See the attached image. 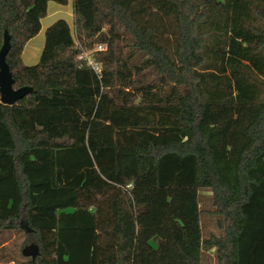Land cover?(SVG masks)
Instances as JSON below:
<instances>
[{"label": "trees", "instance_id": "1", "mask_svg": "<svg viewBox=\"0 0 264 264\" xmlns=\"http://www.w3.org/2000/svg\"><path fill=\"white\" fill-rule=\"evenodd\" d=\"M48 2L66 5L0 0L13 88L32 89L0 103V236L25 233V264H204L211 250L215 264H264V0H72V28L48 26L25 65ZM236 108L255 115L227 181L205 120ZM122 190L138 225L129 263ZM200 191L219 236L201 234Z\"/></svg>", "mask_w": 264, "mask_h": 264}, {"label": "rangeland", "instance_id": "2", "mask_svg": "<svg viewBox=\"0 0 264 264\" xmlns=\"http://www.w3.org/2000/svg\"><path fill=\"white\" fill-rule=\"evenodd\" d=\"M59 6L62 13H55L51 9V5ZM72 4L69 0L68 5H57L51 2L46 16L42 20V26L45 28L50 21L56 19H65L72 28L71 19ZM67 12L70 14L67 15ZM43 38V33L40 35ZM33 62L34 65L37 63ZM255 110L236 108L228 112L212 111L207 114L205 126L211 135V142L216 149L217 160L220 162V171L223 178L227 181H234L235 164L237 160L236 144L244 146L243 131L253 121ZM236 145V146H235ZM152 151L139 152L138 158L146 163L152 172L153 164ZM126 192L124 190L118 193V225H119V245L118 256L120 263H129V257L132 252L133 242L138 225L132 217L130 203L122 202L125 200ZM199 205L201 213L199 215V226L203 237L209 235L219 236L216 222L218 217L211 215L208 211L212 209L211 198L208 192H199ZM32 242L28 241L25 233L13 231L11 233L2 234L0 236V264H25L27 258L22 254L23 248L29 246ZM152 246H155L152 243ZM202 262L204 264H215L213 251L203 254Z\"/></svg>", "mask_w": 264, "mask_h": 264}, {"label": "water", "instance_id": "3", "mask_svg": "<svg viewBox=\"0 0 264 264\" xmlns=\"http://www.w3.org/2000/svg\"><path fill=\"white\" fill-rule=\"evenodd\" d=\"M9 35L4 32L0 47V103L7 106L14 105L17 101L32 92L30 87L13 88V80L5 62V56L9 51ZM22 254L34 260L37 250L34 246H25Z\"/></svg>", "mask_w": 264, "mask_h": 264}, {"label": "crops", "instance_id": "4", "mask_svg": "<svg viewBox=\"0 0 264 264\" xmlns=\"http://www.w3.org/2000/svg\"><path fill=\"white\" fill-rule=\"evenodd\" d=\"M68 2L69 0H66V5H68ZM51 2H48L47 4V11H48V7L50 5ZM71 4H72V0H71ZM59 5V4H57ZM51 9L53 10V12L55 13H62L63 11L59 8V6H55V5H51L50 6ZM67 15L69 16L70 14L67 12ZM44 18H42L40 20V24H41V28H40V31L38 32V34L30 39L24 46L23 50H22V53H21V60L22 62L25 64V65H29V64H33V62H36L35 60L38 61L39 59V56H40V52H41V49H42V46H43V41H44V31L45 29L50 26L52 23H54L56 20H59V19H56V20H52L50 21V23L44 28L42 26V20ZM71 19L72 18V10H71ZM65 20V19H63ZM67 22V24L69 25V22L67 20H65ZM70 26V25H69ZM71 28V27H70ZM43 33V38H39L41 37L40 35ZM36 64V63H35ZM145 151H152L151 149H139L138 150V153L139 152H145ZM153 153V151H152ZM24 258H30V257H24Z\"/></svg>", "mask_w": 264, "mask_h": 264}, {"label": "built area", "instance_id": "5", "mask_svg": "<svg viewBox=\"0 0 264 264\" xmlns=\"http://www.w3.org/2000/svg\"><path fill=\"white\" fill-rule=\"evenodd\" d=\"M96 50H98V51H102V50H104V47H102V46H97V48H96ZM80 59H85L86 60V64L88 65V66H90L96 73H100V67H99V65L98 64H96V63H94L93 61H92V59L90 58V56L87 54V53H85V54H83L82 56H80L79 57ZM128 187H130V186H128Z\"/></svg>", "mask_w": 264, "mask_h": 264}]
</instances>
